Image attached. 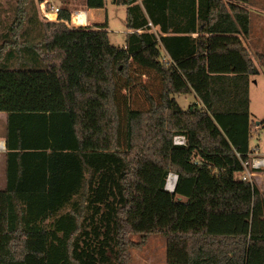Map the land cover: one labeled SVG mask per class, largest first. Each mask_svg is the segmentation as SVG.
Listing matches in <instances>:
<instances>
[{
    "label": "trees",
    "instance_id": "trees-1",
    "mask_svg": "<svg viewBox=\"0 0 264 264\" xmlns=\"http://www.w3.org/2000/svg\"><path fill=\"white\" fill-rule=\"evenodd\" d=\"M17 2L0 45V264H131L151 235L165 237L167 264H264V192L236 178L259 74L243 42L249 0H113L127 8L123 47L106 15L70 29L69 1L40 41L21 40L29 0ZM143 76L159 78L157 98ZM136 85L148 110L120 98ZM190 94L185 110L175 97Z\"/></svg>",
    "mask_w": 264,
    "mask_h": 264
},
{
    "label": "rangeland",
    "instance_id": "rangeland-1",
    "mask_svg": "<svg viewBox=\"0 0 264 264\" xmlns=\"http://www.w3.org/2000/svg\"><path fill=\"white\" fill-rule=\"evenodd\" d=\"M69 1V8L75 12L77 10L87 8L85 0H29L26 6L27 17L23 24V29L20 30L21 40L31 39V41L38 42L44 33V25L48 22L44 17L43 9L50 13L54 12L55 8H62L65 6L64 2ZM47 3L42 7V3ZM244 7L250 12V36L246 42L249 53L253 58L259 74L251 81L250 93V138L249 149L253 151L258 149V153L264 156V0H249ZM105 15L108 20L109 39L112 45L123 47L126 44V39L129 30L126 27L125 21L127 17L126 6L115 5L113 0H107ZM72 12V13H73ZM18 13L17 0H0V45L7 39V36H12L9 31L15 23ZM55 18V16H52ZM52 21V22H56ZM19 33V34H20ZM8 52H6L7 55ZM3 55V56H4ZM10 63V68L17 67V60L13 58ZM141 85H144L157 98L160 92L159 78H148L143 76L137 78ZM124 86V84H123ZM126 97L127 106L133 110L145 111L150 105L145 97V93L139 85L132 86L127 90L120 91V98L123 100ZM180 106L187 110L191 104L198 101L193 94L179 95L175 97ZM7 128V114L0 113V138L2 134L6 133ZM254 183L261 192H264V170L255 171ZM243 173L236 175L237 179L242 178ZM176 176L171 174L169 176ZM169 178L168 182L169 183ZM4 190V188L2 189ZM131 240L140 242L141 236L132 235ZM131 264H167V242L162 235H151L146 245L141 249H133Z\"/></svg>",
    "mask_w": 264,
    "mask_h": 264
},
{
    "label": "built area",
    "instance_id": "built-area-1",
    "mask_svg": "<svg viewBox=\"0 0 264 264\" xmlns=\"http://www.w3.org/2000/svg\"><path fill=\"white\" fill-rule=\"evenodd\" d=\"M47 3H42V7L44 8ZM60 8H55L53 13L48 12L47 10L43 9L44 17L48 21H55L58 19ZM55 16V18H52ZM105 11L102 9H81L73 12L71 14L70 21L66 22V25L70 29H92L96 28L99 25L105 23ZM150 26H152L150 24ZM176 145H185L186 141L185 138L182 136L175 138ZM6 151V142L0 140V153ZM253 153L250 155L251 159L243 162L244 171L242 172V181H248L254 183V177L256 175L255 171L264 170V156H261L258 153V149H254Z\"/></svg>",
    "mask_w": 264,
    "mask_h": 264
},
{
    "label": "crops",
    "instance_id": "crops-1",
    "mask_svg": "<svg viewBox=\"0 0 264 264\" xmlns=\"http://www.w3.org/2000/svg\"><path fill=\"white\" fill-rule=\"evenodd\" d=\"M244 45L249 50L246 42H244ZM253 79L254 78H252V80ZM250 93H251V84H250ZM1 137L2 138H0V140L1 141H5L6 133L5 134H2ZM5 187H6V151L0 153V190H2Z\"/></svg>",
    "mask_w": 264,
    "mask_h": 264
},
{
    "label": "bare ground",
    "instance_id": "bare-ground-1",
    "mask_svg": "<svg viewBox=\"0 0 264 264\" xmlns=\"http://www.w3.org/2000/svg\"><path fill=\"white\" fill-rule=\"evenodd\" d=\"M177 177L172 176L169 178V183H167V188L170 191H173L175 189V183H176Z\"/></svg>",
    "mask_w": 264,
    "mask_h": 264
},
{
    "label": "water",
    "instance_id": "water-1",
    "mask_svg": "<svg viewBox=\"0 0 264 264\" xmlns=\"http://www.w3.org/2000/svg\"><path fill=\"white\" fill-rule=\"evenodd\" d=\"M176 177H177V180H178V176H176ZM177 180H176V183H177ZM176 183H175V187H176ZM166 190L169 191V192H171V193H174L175 192V189L173 191L168 190L167 185H166Z\"/></svg>",
    "mask_w": 264,
    "mask_h": 264
}]
</instances>
